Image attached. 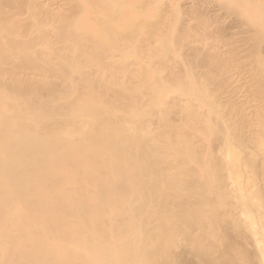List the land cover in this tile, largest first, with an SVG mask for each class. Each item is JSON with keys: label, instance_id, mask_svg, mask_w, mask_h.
Instances as JSON below:
<instances>
[{"label": "bare ground", "instance_id": "6f19581e", "mask_svg": "<svg viewBox=\"0 0 264 264\" xmlns=\"http://www.w3.org/2000/svg\"><path fill=\"white\" fill-rule=\"evenodd\" d=\"M41 3L35 36L0 21V264H264V107L243 131L214 99L176 90L179 75L161 82L146 66L134 82L136 56L106 71L110 80L86 74L99 63L82 46L97 41L103 17L82 21L72 5ZM34 46L45 51L31 56ZM202 111L214 114L208 130L195 123Z\"/></svg>", "mask_w": 264, "mask_h": 264}, {"label": "rangeland", "instance_id": "374dc122", "mask_svg": "<svg viewBox=\"0 0 264 264\" xmlns=\"http://www.w3.org/2000/svg\"><path fill=\"white\" fill-rule=\"evenodd\" d=\"M44 1L47 0H0V21L5 19L18 24L22 23L28 30V36H35L36 31H33L34 26L31 25L33 24L32 16L41 18L44 16L43 18H45L44 11L47 10H44L43 3H41ZM48 1L53 2V6L54 1L58 4H64L65 8L66 6L67 8L71 5V7L74 6L72 12H75L74 14L79 19L82 18V21L94 19L93 21L96 20L97 23L103 17L100 22L101 24L102 20L104 21L105 26H101L104 27L103 29L96 30V28H101L97 24V26H91L92 29L98 31L97 35L99 36L96 38L98 42H89L90 44L87 42V45L82 46V48L86 46L84 49H86L87 54L90 55L93 52L92 57L91 55L88 56L90 59L94 57V60L97 58L100 66L99 68L94 62L97 66L92 65L94 69H89L90 66L86 63L87 70L84 61L83 72L86 71V74L94 71V74H97L99 70L98 75L106 78L110 75V70H116L123 67L122 65L130 64L128 61L130 62L131 59L128 58L136 56L137 59L131 60V63L134 60L138 63L134 66L136 69L133 71L132 77L134 82L140 76L139 73H141L142 68L146 66L153 72L155 71V77L161 82L166 77H169L166 79L170 80V77L175 75L178 77L177 75H179L181 80L177 78L180 83L177 82L180 85L176 84L175 89L183 91L184 87L188 86L194 93H197V99L205 100L207 97L214 99V102L219 104L216 107L223 114L222 120L228 124L239 123L243 131H251L255 124L262 120L261 117L255 115L254 108L256 106L264 107V0H123L122 5L119 4L121 0L120 2H117L119 0ZM216 7H219L220 10L218 15L213 16L212 11ZM50 11L51 9L48 12ZM97 16L101 18L99 19ZM1 17L4 18L1 19ZM47 18H49V22L54 20V18L52 20L50 17ZM46 29L49 34L46 32L45 34L49 37L53 35V26H47ZM48 29L52 30L48 31ZM29 32H32V35H29ZM100 34L101 37H105L104 40H101ZM20 37L16 36L15 40L22 42L23 37ZM52 37L54 39L55 36H51L49 40ZM53 39L50 41L51 45L56 48L59 46L58 48L61 47L62 49L63 46H60V42ZM113 41L115 42L113 43ZM31 43L33 42H30L29 45ZM112 43H116V46L114 45V47ZM88 45L91 46L88 47ZM39 47L31 48L30 55H36L41 49L43 52L45 51ZM73 47L72 45L69 49L73 51ZM112 48L116 49L113 50ZM81 51L83 49L80 48ZM104 53H107V56L113 54L114 57V61L113 58L112 61L110 60L112 67L109 69L100 65L102 63L101 55H105ZM55 64L57 68L60 67L59 62H55ZM57 68H52L53 71L50 69L49 73L56 72ZM46 69L49 67L47 66ZM106 71H109L108 75L105 74ZM135 74H139L137 78ZM108 79L110 80V78ZM166 79L165 81H167ZM259 81L260 87L257 89L256 83ZM227 101L231 102L233 106L235 104V106H232L231 109V103H227ZM179 111V109H174L171 112L172 119L179 118ZM213 116V113L202 111L198 113L195 123L201 126L209 121L214 123L215 118ZM221 122L217 123L220 125ZM205 128L208 130V127ZM201 150L204 151V149ZM195 162L190 160L191 165L194 163L193 167L196 166ZM188 178L191 181V177ZM258 184L263 185V181L260 180ZM177 194H181V192ZM195 194L192 195L193 198H203V196ZM231 232L233 231L230 230V234L227 235L234 236ZM235 239L243 244L239 243V246L248 249L250 245L249 249L252 248L250 237L238 236ZM185 246L186 242H182L178 248L182 249ZM196 259L197 257H191V260H185L179 256L173 264H193ZM243 264L249 263L245 261ZM253 264L258 263L254 262Z\"/></svg>", "mask_w": 264, "mask_h": 264}]
</instances>
